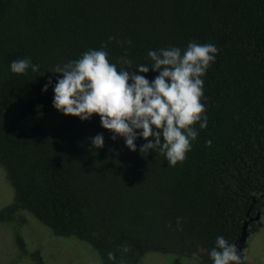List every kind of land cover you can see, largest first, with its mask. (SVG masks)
Instances as JSON below:
<instances>
[{
    "label": "trees",
    "instance_id": "16d2710c",
    "mask_svg": "<svg viewBox=\"0 0 264 264\" xmlns=\"http://www.w3.org/2000/svg\"><path fill=\"white\" fill-rule=\"evenodd\" d=\"M110 36V61L127 53L133 68L150 63L149 50L218 48L203 78L208 126L197 125L183 163L141 156L143 139L130 151L99 116L63 115L49 129L39 121L38 109L52 107L51 69ZM23 58L39 71L12 74L10 63ZM100 133L104 147L92 148L89 138ZM0 164L14 189L0 222L30 212L56 236L92 245L102 264H138L152 251L212 264L218 236L234 244L244 222L264 214V0H0ZM262 226L259 219L248 230ZM18 239L21 253L47 264Z\"/></svg>",
    "mask_w": 264,
    "mask_h": 264
},
{
    "label": "clouds",
    "instance_id": "9594fccd",
    "mask_svg": "<svg viewBox=\"0 0 264 264\" xmlns=\"http://www.w3.org/2000/svg\"><path fill=\"white\" fill-rule=\"evenodd\" d=\"M113 40L116 37L110 36L99 49H89L78 59L51 69L57 75L53 108L81 121L99 116L101 127L112 133L111 139L123 138L130 151L136 152L137 139H143L141 156L158 153L171 167L183 163L198 138L197 125L200 130L208 126L206 105L202 102L203 78L214 63L218 48L213 43L189 42L183 50H149L150 63L133 68L127 53L110 61L107 48ZM117 43L121 47L131 45L130 40ZM29 69L38 72L40 66L29 58L10 63L14 75H25ZM149 72L156 73L151 80L147 78ZM51 84L49 79L42 91L47 92ZM89 139L92 148L102 149L105 145L103 133ZM205 143L211 147L212 141ZM180 219L177 218L178 227ZM130 250L127 245L121 247L123 253ZM209 256L212 264H243L236 245L223 236L216 238ZM108 257L115 259L112 252Z\"/></svg>",
    "mask_w": 264,
    "mask_h": 264
},
{
    "label": "rangeland",
    "instance_id": "374dc122",
    "mask_svg": "<svg viewBox=\"0 0 264 264\" xmlns=\"http://www.w3.org/2000/svg\"><path fill=\"white\" fill-rule=\"evenodd\" d=\"M63 114L52 107L38 109V119L45 129L59 124ZM14 198V189L0 164V209ZM17 220L0 222V264H35L21 253L18 234L29 251L39 250L47 264H102L98 252L89 243L75 236H56L33 214L20 210ZM262 227L247 242L246 255L249 264H264V214ZM138 264H202L196 257L177 256L152 251L146 253ZM246 264V261H243Z\"/></svg>",
    "mask_w": 264,
    "mask_h": 264
},
{
    "label": "water",
    "instance_id": "95a60500",
    "mask_svg": "<svg viewBox=\"0 0 264 264\" xmlns=\"http://www.w3.org/2000/svg\"><path fill=\"white\" fill-rule=\"evenodd\" d=\"M256 200V199H255ZM261 217L260 214L256 215V217L254 218V220H259ZM251 220H253V218H248L245 222H244V226H243V231H242V235L235 241V245L238 249L239 254H242V251L244 249V245L247 242L248 239V226L249 223L251 222Z\"/></svg>",
    "mask_w": 264,
    "mask_h": 264
},
{
    "label": "flooded vegetation",
    "instance_id": "af4514ba",
    "mask_svg": "<svg viewBox=\"0 0 264 264\" xmlns=\"http://www.w3.org/2000/svg\"><path fill=\"white\" fill-rule=\"evenodd\" d=\"M258 214H260L259 212L256 214V215H258ZM256 215L255 216H250V218H253V220H251V222H254V221H257V220H254V218L256 217ZM250 222V223H251ZM249 227V226H248ZM250 228V227H249ZM254 234V233H253ZM252 235V232H249V230H248V239H249V237ZM248 239H247V242H248ZM247 242L245 243V245H244V249H243V251H242V254H241V257L242 256H244V258L242 259V261H246V264H249V263H247V255H246V247H247Z\"/></svg>",
    "mask_w": 264,
    "mask_h": 264
}]
</instances>
